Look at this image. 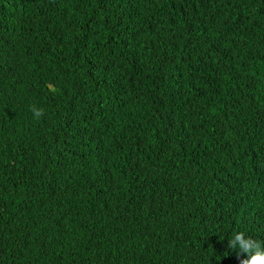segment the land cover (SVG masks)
Here are the masks:
<instances>
[{"label":"trees","instance_id":"16d2710c","mask_svg":"<svg viewBox=\"0 0 264 264\" xmlns=\"http://www.w3.org/2000/svg\"><path fill=\"white\" fill-rule=\"evenodd\" d=\"M6 147L0 264H239L235 232L264 240V0H0Z\"/></svg>","mask_w":264,"mask_h":264},{"label":"clouds","instance_id":"9594fccd","mask_svg":"<svg viewBox=\"0 0 264 264\" xmlns=\"http://www.w3.org/2000/svg\"><path fill=\"white\" fill-rule=\"evenodd\" d=\"M186 14L188 17H197L195 12L190 8L186 10ZM52 90L54 91V89ZM30 111H32L37 119L44 114V110L35 105L30 106ZM14 152L12 147L0 149V173H13V169L8 164L7 158ZM228 247L235 250L237 255L241 252L247 254V258H241L239 264H264V240L248 236L242 231H237L228 239Z\"/></svg>","mask_w":264,"mask_h":264}]
</instances>
